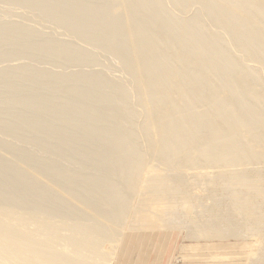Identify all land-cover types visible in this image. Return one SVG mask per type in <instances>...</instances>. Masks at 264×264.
Instances as JSON below:
<instances>
[{
  "label": "bare ground",
  "instance_id": "1",
  "mask_svg": "<svg viewBox=\"0 0 264 264\" xmlns=\"http://www.w3.org/2000/svg\"><path fill=\"white\" fill-rule=\"evenodd\" d=\"M127 1H131V0H124L122 3L120 2L119 4L120 6L113 7L111 5L109 6V4H99V0H20V5L19 4L18 5L23 8L24 12H26V15L27 13L32 15V17L35 20L48 18L51 22H53V27L55 29L56 28L61 29L60 31L61 33L64 32L67 35L72 36L77 40H80L79 42H83V44H86V47L88 46L89 49L86 51L84 50L85 51L84 52L78 48L75 49L68 44L56 46V45H52L50 42L47 41L41 44H35L33 43V41L30 42V39L35 36L34 34H36V32L30 30L29 26H26L29 29L20 28L21 26H14V27L8 26L10 28L0 26V44L5 45V44L14 43L13 49L5 51L2 55H0L6 62L7 61L9 62L10 60L25 62L28 60L29 62L28 61L27 62L30 65L31 63L33 65L34 60H36L37 58H46L50 64L53 63L54 65L57 66V68H54L56 69V71L54 70L51 72L47 70V68L46 69L44 67L38 68L35 65L37 68L30 69L28 74H26L24 77L21 78L22 81H17V83L19 82V85L20 84L25 85L27 83L29 86L31 84L30 85L31 87L30 86L29 87L32 88L33 91L29 92L30 91L29 89L28 90L29 93H27L28 96L24 97L23 99L14 101L8 95H2V93H0V132L2 133L6 132L7 130L5 129V125L9 122H12L17 126L18 129L11 131V135L22 136L21 140L23 141L26 140L28 137L31 138L35 135L34 136L35 142L34 143L32 142L33 148L40 149V151L42 150V154L45 151H46L45 153L48 152V149L43 148L42 143L46 142L48 145V143H52L55 141L57 143L59 150L55 149L56 151L55 150L54 151L56 153L55 152L54 153L57 154L56 156H58V158L59 156H61V151H62L61 149L64 148L67 149V147H69V149L71 148L70 149L71 151L74 152L78 151L79 154L81 153L79 155L76 152L74 153L75 156L76 155L81 156L82 153L88 152L89 151L88 149H91L92 147L91 144L93 140H102V142H104L106 146L107 143L109 144L108 145L109 147L107 146V149L104 151L103 155L100 156V158L104 159L101 161L102 167H104L106 160L108 161L110 157L111 159H114L112 157L118 155V157L121 156L119 158H121L122 160L120 159L119 161H115L114 159L115 163L114 162L112 163H114L115 166L119 167L117 168L118 173L119 172L125 173L126 172L124 169L125 166H123V164L121 165L118 164L123 163L127 158L131 160V161H127L129 163L131 162L130 166L128 167L129 171H127L126 173L128 174V176L127 177L124 176L126 177L124 178V180L126 179L124 181V186L127 187L129 191L133 190L137 185L142 184L143 181L146 180V176H147V167L145 166V164H142L143 162L142 160H138L139 159L138 155L140 151H138L134 147V142L136 141V138H145L146 140H151V143L154 144L152 146V144L150 143L151 147L149 146L150 149L148 153L151 154L153 157H159L160 161L163 162H165V160H173L181 164V162L188 161L187 164L194 165V163L198 160V158H201L203 162L209 164L212 162L214 163L217 162L219 164L221 163L222 169L224 170L229 168V166L231 167V165L232 166L235 165V167L237 168L236 169L234 167L237 170L236 173H239L238 170H240L239 168L243 163L246 165L248 159L250 163L253 161L254 163L257 162L255 160L258 161L262 160L264 162V95L263 93H258L259 88L257 87L259 85L256 82L260 80H256V78L259 75L258 76L256 75L257 77L254 75L255 73L254 69H253L254 73H250L251 71L249 72V69H247L246 71L245 66L243 65V63H241L242 61H239L238 59H234V60L232 59L231 54H229L230 53L229 49L228 52L226 51V49H224V47H222L223 49L220 48L222 46L221 42H223L222 39L223 36L221 35L220 32H219L220 34H217L216 36L214 35V37L212 38L210 37V39L205 38L203 41L199 42L200 41L198 39L199 37H205L206 35L208 36L207 34L208 31H206V29L204 28L203 23H200L202 21L200 22L191 21L190 23L189 21L186 23L183 22L184 25L180 27L174 25L168 26V24L174 22L168 20L171 22L165 23L164 19L166 18H164V16L161 17L163 19L161 20L158 19L160 15L158 18L157 17L156 18L157 20H160L162 23L160 21L155 20V18L153 19L151 18L152 19L151 21L150 17H155L157 15L155 14L157 9L156 6H158L159 3L161 4V2L160 0H150V1L148 0L149 2H152L151 3L152 6H150L151 4L147 2L150 4L148 5L151 7L148 9L149 6L147 7L146 5L147 0H146L144 1L145 3L143 2L145 4L144 6L141 5L140 3L141 1L140 2L137 1L138 5L140 3L142 8L143 7L145 8L144 10L146 12V16L149 17V18L146 17V19L148 20L145 19L144 21L146 22H143L141 18H138V15L134 14L135 16H133L131 14L132 13L131 10H128L125 7L128 5ZM192 1L194 2L195 0H183L182 2L185 4L187 2H192ZM196 1H199L201 3V4L199 3V5H202V7L201 6L200 7L204 9L202 12H206V14L208 13L212 15L215 12H218V9H220V6L218 7V5L212 3L215 0H212V2H210V0H196ZM234 1L235 0H227L228 5L231 6L232 5L231 2L233 3ZM4 2L12 4L14 0H4ZM238 3L242 10H239V12L237 13H241V14L234 15L233 11L237 9L233 8L232 6V8L235 10H233L232 13L230 11L231 14L225 11L226 13L223 14V16L222 15L214 16V19H212L214 21L212 22H214L215 25H218V28L220 29L224 28L226 30H229L230 32L229 31L228 32L231 33L232 35L235 33V31H237L234 29H238L239 26L243 24H246L243 26H248L250 23H251L250 25H253L255 23L254 26H256L257 23H260L262 24L260 28L261 31L259 29L260 26H258V24H257L258 27L256 26L259 32L258 30L257 32H254L256 31L255 30L256 27H254L253 29L254 31H253L251 29L252 26H250L251 32L253 31L251 33L253 36L252 38L258 39L262 35L264 36L263 34L264 30H262L264 28L262 27L264 25V0H238ZM140 5L139 7L137 6L139 10L142 9ZM130 7L128 6V8ZM159 9L157 10L159 11V14H161L162 11L160 13L161 9L160 10ZM248 13H249V18L247 17L245 18L243 15H246ZM140 15L139 17H142V15L141 16ZM247 20H249V22ZM231 26H233L234 29H232ZM241 27L238 29V31L241 29ZM248 28L246 30H248ZM246 30L245 31L241 30L242 32L239 31L238 34L236 32L235 35L237 34V38H239L238 35H241L240 37H242L243 40V35L245 34V32L248 33V31ZM57 31L59 32V30ZM223 32H225V30ZM223 32L222 34H224ZM158 33L164 34L163 35L164 41L161 44H155V43L153 44L152 42L153 37ZM231 34L230 37H232L233 39V36ZM181 38L183 39V41L181 40ZM252 38L250 40H252ZM242 40L239 39L238 41L237 40L235 41H237L238 43L241 42ZM259 40L260 39L256 41L255 39V42L254 40L252 41L253 43L259 44ZM169 41H173L172 44ZM231 43L232 42H230V44ZM263 43L262 45H261V41L259 45L246 43V46L249 45V47L247 46V48L241 49L242 50L241 52L248 55H250V53L252 54L253 52H255L253 53L255 54L254 55L255 57L260 45L262 51H264ZM168 45L171 46L170 49L168 48ZM229 48H231V46ZM97 53L98 56L99 53L100 56H102L101 54H104L105 57L107 56V58H104V55L102 56L103 59H107V60L101 59L102 60L101 62L102 63L104 62L102 65L105 66L103 67L101 66L100 60H98L101 57L97 58L98 57L96 56ZM252 55H250V57ZM108 57L113 58L111 59V61L113 60L114 62V64L110 67H106L108 63L109 64L111 63L109 61L110 59L108 60ZM181 57H184V59H181ZM260 57L261 56L259 55L258 58ZM258 58L257 60L259 61L260 59ZM262 59L261 61L263 62L264 58ZM255 60H256L255 58L254 60L252 59V62H255ZM1 62L2 61H0V63ZM6 62H2V63H6ZM8 62L6 65H4L5 67L9 65ZM27 62L23 64L27 65L28 64ZM105 62H107V64H105ZM260 63L261 62H259V64ZM53 64H52V68L55 67ZM118 64L122 65L123 71L121 70L122 72L121 74H123L125 80H121L122 78L118 80L119 76H117L118 77L117 79L113 78L114 80L111 79L112 77L109 78L110 74H108L107 72L113 71L112 69L114 68L113 66L115 65L116 68ZM21 66H22V62H21ZM85 66L86 67L94 66L96 67V69L97 67L101 69L103 68L106 73L103 72L104 70L101 71V69H100L101 72L99 70L97 72H92V68H90L91 73L80 71V69L83 70ZM9 67L10 65L8 66V68L6 67L7 69H5L4 67L3 69L0 68L2 69L0 70V78L4 82L13 79L14 74L17 71V70L16 71L13 70L12 67H11L12 70H10ZM65 67H68V69L66 68L68 71L70 70L69 68L71 67H75L74 70H76L77 67L79 71L76 70V72L67 73L66 69H62ZM59 68L61 70L58 71L57 69ZM62 70L63 71L65 70L66 73L65 71L61 72ZM84 70L86 71L85 68ZM261 70L263 69L261 68ZM218 72L219 73L222 72V74L224 72L225 74L223 75L224 78L219 82V84L217 83L216 85L215 82H216V78L218 77L217 76ZM258 73L259 72H257V74ZM253 81L254 82L256 81L255 82L256 85L253 86L254 88L252 89L250 88L251 90L249 97L252 99H256L259 97L258 96L259 94H262L263 97H260L262 99L260 101H262L263 103L260 102L262 105L260 104L258 105L262 106L263 110H259V109H257L259 111L255 109L252 110L251 109L252 104L250 106L249 103L250 100L247 101L249 103V106L244 104L242 100H239L241 92L240 91L238 92L237 89L235 90V86L237 84L243 86L246 84L250 85L249 83H252ZM127 82L131 84L129 86L130 89L127 87L128 86V84H126ZM25 86L27 87V85ZM4 87L5 85L0 87V92H4L5 94L6 89H4L3 91ZM46 89H51L52 91H56L60 96L63 97V101H59L55 99L54 100L46 99L47 101L43 102L44 98L42 99L40 94H38L37 92H41ZM226 89L235 90L234 92L235 95L232 94L234 96H233V100L230 101L231 103H227L228 102L227 100L225 101L224 99H222L221 93L223 90ZM71 97L76 98L74 99V102L69 101ZM240 101H242L243 104L242 106L241 103L238 105V102ZM97 102H102L101 104L103 105V107H101L98 104L100 108L96 109ZM253 102L256 104L257 101L255 102L253 100ZM201 104H203L204 106L202 105L203 107H199ZM94 105L96 106L95 109H94L95 107ZM237 105L239 106L240 110H242L240 112L243 111H244L243 113H245L246 111L248 112L245 113L246 115L243 114L244 117L245 116L248 117L249 115L248 119L250 121H248V123L247 122L245 123L244 122L245 120L241 118L243 116L242 114H241L242 116L240 114L237 115L238 113L236 112ZM11 109L13 111L16 110L15 112H17V110H21L23 114L18 113L14 115L13 113L9 112V110ZM140 113L142 114V117ZM138 115H140L142 122L139 128L136 131H133L132 128H134L133 125L134 123H136L135 119H137ZM87 120L88 121L91 120L89 121L91 122L90 125H92V128L90 130L91 133L88 131V134L90 135H87L89 138H87L86 136L87 138L86 141L84 140V138L81 139L80 141L77 136H74V133L76 132L77 135V132L78 133L86 132L88 129L84 131H81V129L87 126L86 124V122H88ZM74 124L75 126L80 128V130L76 129L77 127L74 128ZM107 126H109V128H107ZM255 126L256 129L254 128ZM252 129H255L254 130L255 132H253ZM88 142L91 144H89ZM69 149H67L68 152H70ZM6 150L11 155L13 154V152L16 151V148L12 147V148H7ZM97 151L98 150H96V153L99 152L102 153L101 150L99 152ZM70 153L73 154V152ZM18 154L19 153H17V155ZM19 157L20 156H17V158ZM135 157H137L138 159L134 160ZM179 157L187 158V159L183 161L181 160L180 162V160L177 159ZM249 157H251L253 160L251 161ZM79 165L77 166L79 167L82 166L81 164ZM30 166L28 169L29 171L27 170L28 174L23 175L22 172L20 171L22 167L19 169L17 165L13 166L12 164L11 166L8 163L0 161V171H2L0 179L4 181L8 180V183L6 182L7 187H5V189L2 192H0V199L7 201L8 197L13 196L14 193L12 191V187L13 185L16 184H19L18 186H20L21 193L23 192L24 189H29V191H31V193H33L35 196L36 194H39V190L42 191L44 189L50 188L47 185V182L45 183V180L42 181L43 176L38 174L39 170H37V166H35L34 168L35 170L33 169L34 166L33 163L32 165L30 164ZM101 166L99 165L100 169ZM44 167L46 168V166ZM48 167L50 168V166H47L45 171L49 169ZM53 168L54 167H52L51 170H53ZM99 168H97V170ZM21 170H23V168ZM91 175L89 176L91 177ZM39 176H41L42 178ZM44 176H47L46 172ZM72 177H70L69 174L68 176H66L61 173L55 175V180H57L55 183L60 184L61 182H64L66 186L67 184L69 185L68 189L70 190V192L69 191L68 192L70 193L69 196L70 199L80 201L81 198H86L89 200L91 199V197L92 198L96 197V195L93 194L92 192L93 188L91 189L90 193L89 190L84 189L85 192L83 191L82 193L80 191L82 194H78L76 192V190L78 189L77 188L74 189L75 187L74 184L80 180L81 174L77 178L76 177L72 178ZM5 178L8 179L6 180ZM44 178L46 179V177ZM85 179L86 178H82L83 181ZM88 179L90 183L92 179L91 180L90 178ZM93 179L96 180V178ZM85 181H87V179ZM64 183L62 185H64ZM89 183L87 182V184ZM111 185L110 184L107 185L109 186L108 187L109 191L108 189L105 190L112 197L111 199L113 200V203L103 204L104 208H106L103 215L105 214L107 215L101 216L102 214L100 213L99 217L102 219H107L110 217L113 218L112 215H115L116 212L120 216L124 211L122 202L117 210L118 203L120 199L122 200V198H120L119 195H117V193L119 192H114L115 190H113V188H115L117 185L115 187ZM60 186L58 185V187ZM89 187L91 188V186ZM117 189L120 188L118 187ZM97 191L96 194H98L100 190L98 192ZM34 195H32L33 197H31L30 195L29 197L30 201H33ZM97 198L96 200H98ZM152 204L156 207L154 202ZM99 227H100V223H99ZM101 229L112 231L111 225L109 223L105 224L101 222ZM8 230H11V228ZM222 230L224 231V229ZM3 232L2 233L0 232L1 233L0 248H2V246H7V247L11 246V248L12 246H14L13 248L15 247L18 248V252L20 253L21 256H28L34 261H38L42 259L40 255L41 250L36 248L34 242L28 239L29 237L20 238L18 234H10ZM215 232L217 233V230H215ZM87 234H89L88 231L83 232V235L86 236ZM119 234H122V231H120V233L118 232V234L116 235ZM209 234L210 233L206 231L202 233L200 232L197 235L199 238H204L205 235H207L206 237H208ZM214 234L215 233H213V235ZM218 235L219 234H217V236ZM241 236L244 235L241 234ZM34 237L35 236H33V238ZM87 238L88 240H90L89 236H87ZM35 239L36 238H34V240ZM116 240L111 242V243H116L115 245L109 244L108 246L110 247L109 253L108 255H106L107 254L106 252L105 254L106 256L104 258L103 257L98 258L99 250L93 247L92 244L88 246L89 250L94 249L96 251L95 256H97V258L99 259L98 260L99 262L97 263L110 264L112 259L111 256L113 255L117 247ZM86 242L87 241L79 242V245L81 247L87 246ZM38 244L42 245L41 243ZM49 244H51V242ZM59 245L62 244H58V246ZM103 245L106 244L103 243L102 246ZM55 246H57V244L56 245L54 244L53 246L52 243L51 244L52 248L49 249L50 247H48V250L51 251L53 247L55 249ZM65 246H66L65 249H63L62 247L63 249L62 253H65L64 250L66 251V249L68 251L69 247H67V245ZM39 247L41 248L42 246ZM46 249L47 248H45V250ZM57 250H59L58 247ZM11 251L10 253H12ZM4 252L0 250V260H3L2 262H4V260L7 259L6 258L7 255L5 256L3 254ZM50 253H52V251ZM55 253L59 254L58 251L56 252V249H55ZM68 254L71 255L70 252ZM56 258L57 256L54 255L49 256V258L47 259L43 258V263L54 264ZM64 258H63L64 262L62 264H87L85 261H81L82 259L81 260L76 259V261L74 260L72 261V260H64ZM60 260L62 261V259ZM95 260L96 259L94 258L93 261ZM250 262L249 264H251ZM5 263H7L6 260ZM9 264H10V260H9Z\"/></svg>",
  "mask_w": 264,
  "mask_h": 264
},
{
  "label": "rangeland",
  "instance_id": "2",
  "mask_svg": "<svg viewBox=\"0 0 264 264\" xmlns=\"http://www.w3.org/2000/svg\"><path fill=\"white\" fill-rule=\"evenodd\" d=\"M123 1L124 0H99V4H109V6L111 5L113 7H118L120 6L119 5L120 2L122 3ZM137 1L138 2L141 1L140 2L141 5L144 6L145 5L144 1L146 0L127 1L128 5L126 4L127 6L125 7L128 10H131L132 12L131 14L133 16L138 15V18H141L143 22H146L144 21L147 17L146 12L144 10L145 8L144 7L142 8V6L139 3L140 7L142 8L141 10H139L138 8L139 5ZM149 1L147 0L146 3ZM182 1L183 0H160L161 4L159 3V5L156 6V8L157 9L160 8L161 9V10L159 9L160 13L162 11L164 15L161 13L162 14L161 16V14H159V11L156 9L155 14L157 15L155 17H150V19L155 18V20H157V18L160 15L158 19L161 20L163 19L161 17L164 16V18H166L167 21L171 20L174 22V23H170L171 21L167 22L166 19H164L165 23H170L168 24V26L174 25L178 27L183 26L184 25L183 22L186 23L189 21L190 23L191 21H196V22L202 21L200 23H203L204 28L206 29V31H208L207 32L208 36L206 35L205 37H199L198 38L200 40L199 42L203 41L205 38L210 39V37L212 38L214 37V35L216 36L217 34L221 33V35L223 36L222 38L223 42H221L222 46L220 45L221 46L220 48L223 49L222 47H224V49H226V51L228 52L230 50L229 54H231L232 59L233 60L238 59L239 61H242L241 63H243V65L245 66L246 71L247 69H249V72L251 71L250 73H254L255 71L254 75L255 76L259 75L258 77L256 76L258 78V79L256 78V80H260V81L257 82L255 81V82L259 85L257 87L259 88L258 93H263L264 95V64H263L264 61L263 62L261 61V59L264 58L263 57L264 51H262L261 48V45L264 42L263 41L264 36L262 35L263 37L261 36L262 37L261 38L259 35L260 38L258 39H260L259 44L261 41V45L259 46L260 49L257 47L258 51L256 53V56L259 57L260 55L262 58L261 57L258 58L256 56L254 57L255 54L253 53L255 52L252 53L253 55L250 53V55H252L251 57L250 55L241 52L242 51L241 49H245L247 48V46L249 47V45L246 46V43L259 45L253 43L252 40H254L255 42V39L256 41L258 39L252 38L253 36L251 33L254 31L253 29L254 27L257 26V24L258 26H260L259 29L261 28L262 24L257 23L256 26H254L255 23L253 25H250L251 23L250 24L248 23L249 24V25L247 24L248 26H243L246 24L241 25L242 27L239 26V28L241 27V29L239 30L240 32H242L243 30L245 31L249 27L248 30H246L248 31V33L245 32L242 40V37H240L241 35H238L239 38H237V34L239 32L238 27H237L238 29H234L233 26H231L232 29L237 30L235 31V33L237 32V34L235 35L234 33L232 35L231 33H229L230 32L229 30H226L224 28L220 29L218 28V25H215L214 22H212L214 21L212 20L214 19V16H220V15L223 16V14H225L226 12L230 13L231 11L232 13V11L235 9L237 10H235L236 12L233 11L234 15L241 14V13H237L239 12V10H242L238 3V0H235L234 1L235 3L233 2L234 4L231 2L232 4L231 6L228 5L227 0L226 1L215 0L216 2L215 1L212 2V0H210V2L215 3L216 5H218V7L220 6L218 12L214 13L215 15L214 14L210 15L208 13L206 14V12H202L204 9L201 8L202 5H199L200 3L199 1L195 0L194 2L193 1L187 2L185 4ZM149 3L151 4L152 2ZM149 3L146 4L147 7L150 5ZM18 4L20 5V0H14L12 4L5 3L4 0H0V26L2 27L21 26L20 28H27L26 26H29L30 30L35 31L37 34V35L34 34L35 36L30 39V42L33 41V43L35 44H41L47 41L50 42L52 45H56V46L68 44L71 47L75 49L78 48L82 51L84 50L86 51L89 49L88 46H87L88 48L86 47V44H83V42H79L80 40H77L76 38L69 36L64 32L61 33L60 32L61 29L58 28L55 29L53 27V22H51L48 18L35 20L32 17V15L28 13L26 15V12H24L23 8ZM128 6L130 8H128ZM150 6H152V4ZM150 6L148 7V9L151 8ZM232 6L235 9H233ZM140 14L142 15V17H139ZM246 15L243 16L245 18L246 17L249 18V13ZM247 21L249 22V20ZM250 26H252L251 28L253 30L252 32ZM243 27L246 28L244 29ZM257 27L255 28L256 31L254 32H257L258 30ZM262 27H264V25ZM57 30H59V32ZM222 30L223 31L225 30V32H223ZM262 30H264V28ZM222 32L224 34H222ZM230 34L233 36V39L232 37H230ZM163 35L164 34L162 33L156 34L152 40L153 44L163 43L164 41ZM251 38L252 40H250ZM239 39H241L242 41L237 43ZM244 39L247 41H245ZM181 40L183 41L182 38ZM169 42H171L172 44L173 41H169ZM230 42L232 43L230 44ZM229 45L231 46V48H229L230 47ZM13 48H14V43L5 44V45L0 44V55H2L5 51H8ZM168 48L170 49L171 46L168 45ZM101 55L103 56L104 54ZM96 56H98V53L96 54ZM102 56H100L99 53V56L97 58L101 57L98 60H100L101 66L103 67L105 65H102L104 62L102 63L101 61L107 59H103ZM252 57L256 59L255 62H252V59L254 60V58ZM0 58H1L0 61L6 62L1 56ZM104 58H107V56L105 57L104 55ZM257 58L260 60L258 61ZM111 59L113 58L108 57V60L112 63L113 60L111 61ZM181 59H184V57H181ZM10 61L9 62L7 61L8 64L10 65L9 67L10 70H12L11 69L12 67L13 70L15 71L17 70V71L14 74V78L7 82H4L0 78V87L5 85L3 91L4 89H6L5 94L4 92H0V93H2V95H8L14 101L23 99L24 97L28 96L27 93L33 91L32 88H30L31 87L30 83H29L30 84L29 87L28 84L25 82L26 83L25 85H27L28 88L23 84L19 85V82L17 83V81H22L21 78L24 77L26 74H28L30 69L37 67L38 68L44 67L45 69L47 68V70L52 72L54 70L56 71V69L54 68H57V66L54 65L53 63L52 64L55 67L52 68V64H50L46 58H37L36 60H34L33 65L32 63L30 65L28 63L29 62L28 60H27L28 62L27 61L25 62H27L29 65L23 64L25 63L23 61H17V60H10ZM2 62L0 63L2 64L0 65V68L3 69L4 67L5 69H7L9 65L6 66L7 68L4 66L7 64V62L6 63H2ZM21 62H22V66H21ZM259 62L262 63V64L260 63L262 66L259 64ZM111 63L110 64L108 63L109 64L108 65L107 62H105V64H107L106 67H110L114 64V62L112 64ZM13 64L16 66V68ZM115 65L113 66L114 68H112L113 71L107 72L108 74H110L109 78L112 77L111 79L113 78L117 79L118 78L117 76H119L118 80H120L121 78H122L121 80H125V77H123V74H121L122 65L118 64L116 68ZM88 67L89 66L84 67L86 71L84 70V68L83 70L80 69V71L91 73L90 68H92V72H97L98 70L100 71L101 69L99 67H97L96 69V67L94 66L92 67L90 66L89 68ZM66 68L68 69V67L62 69H66ZM261 68L263 70H261ZM67 69H66L67 73L76 72V70H78L77 67L76 70H74L75 67L69 68L71 71L70 70L68 71ZM57 70L59 71L61 69L59 68ZM103 70L104 69L102 68L101 71ZM64 71L62 70L61 72ZM103 72H105V70ZM257 72L259 73L257 74ZM224 74H225L224 72L223 74L222 72L220 73L218 72L217 76L219 78L218 77L216 78V82H215L216 85L217 83L219 84V82L224 78L223 76ZM253 82L249 83L250 85L246 84L244 86L237 84L238 88L236 85L235 90L237 89L238 92L239 91L241 92L239 100H242L244 104L248 106L249 103L250 106L251 104L252 106L254 104L255 107L253 106L252 108L251 106L252 110L253 109L263 110L262 106L258 105V104L262 105L261 103H263L262 101H260L262 100L260 97H263L262 94H259L258 95L259 97L257 96L259 99L258 98L252 99L249 97L250 90L254 88L253 86L256 85V83L254 82L255 83L254 84ZM126 84H128L127 87L130 89L129 86L131 84L129 82H127ZM29 89L30 91L28 92ZM235 90L234 89L223 90L221 93L222 99H224L225 101L227 100L228 101L227 103H231L230 101L233 100V96L235 95L234 94ZM37 93L40 94L42 99L44 98V101L42 100L43 102L47 101L46 99L48 100L55 99V100L63 101V97L60 96L56 91H52L51 89H46ZM74 99L76 98L71 97L69 101L74 102ZM253 100L255 102L257 101L256 104L253 102ZM242 101L238 102V105L241 103L242 106L243 105ZM247 101H249V103ZM101 103L102 102L96 103L97 108L95 106L96 104L94 105L95 107L94 106L92 107H94V109L95 108L98 109L100 108V106L103 107ZM202 105L203 104L198 106L203 107L204 105L203 106ZM238 105L236 107V112H238L237 115L238 114L246 115L245 113L248 112L247 111L245 113H243L244 111L240 112L242 110H240ZM15 111H13L12 109L9 110V112L13 113L14 115L18 113L23 114L21 110H17V112ZM244 115L241 118L245 120L244 121L245 123L246 122L248 123V121H250L248 119L249 115L248 117L245 116L247 118H245ZM139 117L140 115H138L137 119H135L136 123H134L133 125L134 126V128H132L133 131H136L142 122L141 119L142 114L140 119ZM89 121L86 122L88 128L86 126L85 128L81 129V131L88 129L86 132L79 131L81 134L77 132V135L76 132L74 133V136H77L80 141L83 138L85 141L87 140V138H89L87 136L90 135L88 134V131L90 132L92 128V125H90L91 122ZM75 124H74V128L77 127L75 126ZM107 128H109V126H107ZM254 128L256 129V126ZM5 129L7 130L6 132L4 133L0 132V161L8 163L11 166L12 164L13 166L17 165L19 169L22 167L23 170H21L22 169L21 168L20 171L22 172L23 175L28 174L29 166L30 164L32 165L33 163L34 165L33 169L35 168V166H37V170H39L38 174L43 176V178L41 176L39 177L42 178V181L45 180V183L47 182V185L50 188L44 189L42 191L39 190V194H36L35 196L33 193H31V191H29V189H24L23 192L21 193L20 186H18L19 184H16L13 185L12 187V191L14 193L13 196L8 197L7 201L0 199V224H1L0 232L2 233L4 231L3 233L6 232L10 234H18L20 238L29 237L28 239L34 242L36 248L41 250L40 255L42 258L38 261H34L28 256H21L20 253L18 252V248L16 247L13 248L14 246H12V248L11 246L8 247L2 246L0 250L2 252L5 251L6 253L4 252L3 254L5 256L6 255L8 256V257L6 256L8 260L5 259L7 263H5V260L4 262H2L3 260H0L2 263L9 264V260H10V264L13 263L40 264L43 263V258L47 259L49 258V256L54 255L57 256L56 261H54V264H58V263L62 264L64 262L63 261L64 257H65L64 260L76 261V259L77 260L82 259L81 261H85L87 264H95L99 262L98 258L100 257L104 258L106 255H108L110 250V247H108L109 244L115 245L116 243H111V242L118 239L116 240L117 247L115 249V252L113 253L114 256L113 255L111 256L112 259L110 264H249L250 261L251 264L253 263L264 264V162L262 160L259 159L260 161L255 160L257 162L254 163L253 161L250 163L248 159L246 165L243 163L242 164L243 166L242 165H241L242 167L240 166L239 168L240 170H238L239 173H236L237 168L235 167V165L233 166L231 165V167L229 166V168L224 170L222 169L221 163L219 164L217 162L215 163L212 162L209 164L203 162L201 158H198V160L194 163V165L187 164L188 161L181 162V160L183 161L187 159L181 157L177 158L180 160L181 164L173 160H165V162H163L160 161L159 157H153L151 154L148 153L151 144L152 146L154 144L151 143V140H146L145 138H136V141L134 142V147L138 151H140V153L138 155L139 159L135 157L134 160L138 159L143 161L142 164H145V166L147 167V176H146V180L143 181L142 184L137 185L133 190L129 191V189H127V187L124 186V181L126 180V179L124 180V178L128 176V174L126 173L127 171H129L128 167L130 166L131 163V162L130 163L127 162V161H131L129 160V158L125 159L123 163L118 164V165L123 164V166H125L124 169L126 172L125 173L121 172L122 174L119 172L121 175L118 173L117 168L119 167L115 166L114 164L115 161H119L121 159L119 158L121 156L118 157L117 155L115 157H112L115 159V161L110 157L108 161L106 160L104 167L101 166V161L104 159L100 158V156H102L104 151L107 149V146L109 145L108 143L106 146V144L102 142V140H93L92 144L88 142L89 144H91L92 147L91 149H88L89 150L88 152L82 153L81 155L82 157L78 155L75 156L74 153L77 152V154H79L78 151L76 152L71 151L70 150L71 148L69 149V147H67V149H69L70 152H73V154L68 152V150L64 148L61 149L62 150L61 156H59L58 158V156H56L57 154H55L56 153L55 151L59 149L55 141L52 143H48V145L46 142L42 143L43 148L48 149L47 153H45L46 152L45 151L42 154V150L40 151V149L33 148V143L35 142L34 139L35 135L31 138L28 137L26 140L23 141L21 140L22 136L11 135V131L18 129L15 124L9 122L5 125ZM76 129L80 130V128L78 127ZM255 129H252L253 132H255L254 131ZM12 147H15L16 151L13 152L11 156L6 149ZM96 150H98L97 152L101 150L102 153L99 152L101 155L99 153H96ZM17 153L19 154L17 155ZM95 153L98 155H96ZM17 156L20 157L17 158ZM249 158L251 161L253 160L251 157ZM28 161L30 164L28 163ZM22 162L27 164L28 166L23 164ZM79 164L82 165L81 166L82 168L79 167L80 166ZM99 165L101 166V169L99 168ZM44 166H46V168L47 166H50V168L48 167L49 169L45 171L46 168ZM52 167H54L53 170H51ZM96 167L99 169L97 170ZM96 170L98 173L96 172ZM45 172L47 176H44ZM1 173L2 171H0V176ZM59 173L64 174L66 176H68L69 174L70 177L73 176L76 178L79 177L81 174V178L78 181L79 183L77 182L74 184L75 185L74 189L77 188L78 190H76V192L78 194H82L84 189L89 190L90 193L91 189L93 188L92 192L93 194L96 195V197L95 198L91 197V199L89 200L80 197L81 198L80 201L70 199L69 197L70 190L68 189L69 185L67 184L66 186L64 182H61L60 184L55 183L57 181L55 180V175H58ZM89 175H91V177ZM44 177H46V179ZM82 178H86L87 181H85L86 179L83 181ZM88 178H90V180L92 179L90 183L88 181L89 180ZM93 178H96V180H94ZM5 179L7 180L8 178ZM6 182L8 183V180L4 181L0 179V192H2L5 189V187H7ZM87 182L91 185L87 184ZM63 183L64 185H62ZM108 183L110 185L113 184L111 185L113 187L117 185L115 188H113V190H115L114 192H119L117 193V195H119V197L122 198V200L120 199L118 203L117 210L122 202L124 211L123 213L121 212L122 215L120 216L116 212L115 215H112L113 218L110 217L107 219H102L99 217L100 213L102 214L101 216L107 215V214L103 215L106 209L104 208L103 204L113 203V200L111 199L112 197L105 190L108 189L109 187L107 186L109 185ZM57 184L61 186L58 187ZM89 186H91V188ZM118 187L120 189H117ZM97 189L98 191L99 190L100 191L98 192ZM96 191L98 192L99 195L96 194ZM49 192H51L53 195ZM29 193L31 197H33L32 195H34L33 201H30ZM96 198L101 201L96 200ZM153 202L155 203L156 207L152 204ZM101 222L105 224L109 223L111 225L112 231L101 229ZM99 223H100V227H99ZM10 228L11 230H8ZM222 229H224V231ZM215 230H217V233L215 232ZM84 231H88L89 234H87L86 236L83 235ZM120 231H122V234L116 235L118 234V232L120 233ZM206 231L210 233L208 237H206L207 235H205L204 238L198 237L197 235L198 233L200 232L202 233ZM213 233H215L214 235L216 238L214 237ZM217 234L219 235L217 236ZM241 234H243L244 236H241ZM33 236H35L34 237L36 238L35 240ZM87 236L90 237V240H88ZM237 237L240 238L238 239ZM50 240H53L54 242ZM82 241H87L86 242L87 246L81 247L79 245V242ZM50 242L51 244L53 243V246L54 244L55 245L57 244V246H55V249L56 252L57 251L59 252V254L55 253L54 247L51 250L53 254L50 253L51 251L48 250V247H50L49 249L52 248L51 244H49ZM38 243H41L42 245ZM103 243H105L106 245L102 246ZM58 244H62V245L58 246ZM90 244H92L93 247L99 250L98 258L97 256H95L96 251L94 249L89 250L88 246ZM65 245L69 247L68 251L66 249V251L64 250L65 253H62L63 249L66 248ZM39 246L42 247L40 248ZM57 247L61 251V253L59 250H57ZM45 248H47L46 249L47 251L45 250ZM10 251L12 253H10ZM15 252L19 254H16ZM66 252L68 253L70 252L71 255ZM94 258L97 261L96 260L93 261ZM60 259H62V261ZM1 262L0 264H2Z\"/></svg>",
  "mask_w": 264,
  "mask_h": 264
}]
</instances>
